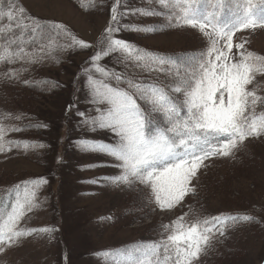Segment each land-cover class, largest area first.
I'll return each instance as SVG.
<instances>
[{
	"label": "rangeland",
	"instance_id": "1",
	"mask_svg": "<svg viewBox=\"0 0 264 264\" xmlns=\"http://www.w3.org/2000/svg\"><path fill=\"white\" fill-rule=\"evenodd\" d=\"M69 1L0 0V10L4 12L13 10L19 15V7L25 10L19 22L0 18V30L5 29V35L1 33L0 57L8 64H16L11 70L22 74L21 82L35 80L41 73L64 84L54 97L22 93L13 103L5 98L12 97L20 85L13 87L9 81L2 88L0 85V121L16 117L25 106L47 125L41 135L45 147L25 149L6 144L5 150L0 151V203L7 202L12 207L17 184L38 177L47 179L36 194L37 206L26 210L16 226L17 231L26 234L0 244L4 249L0 251V264H172L175 252L168 237L181 218L185 227L198 223L201 234L207 236L190 264H261L264 132L247 135L243 140L237 138L227 156L217 152L202 159L183 199L172 207H161L150 183L131 175L120 179L125 172L114 157L83 151L78 146L82 139L109 144L116 140L110 131H91L78 115L81 112L96 115L85 69L95 78H102L90 61L105 47L106 29L114 23L112 7H118L117 26L121 29L113 33L114 38L133 41L137 48H150L152 53L200 50V54H206L211 41L205 32L211 31V27L202 31L184 23V7L193 5L195 0H172L168 6L161 5L160 0H148L144 6L148 4L152 14L136 11L140 3L131 0H119L118 5L116 0H90L89 8L93 10L88 12ZM231 1L237 8V1ZM254 1L259 0H251ZM9 2L13 9L8 8ZM32 15L64 22L78 40L90 47L81 48L69 38L63 42L65 50L53 48V42L45 44L49 40L40 29L35 30L28 45H13L12 28L30 24ZM166 25L172 29L164 31ZM232 42L233 59L241 51L252 53L259 66V58L264 57V27L259 26V13L257 27L236 30ZM241 43L244 48H237ZM218 46L224 47L223 39H219ZM12 53L23 58L6 59ZM166 61L155 63L156 80L183 102V94L175 93L174 88L182 87L198 69L192 65L181 77ZM98 63L106 71L123 76L135 74L141 62L111 53L102 56ZM145 72L141 69L137 73ZM3 74L0 69V75ZM103 79L128 89L122 79L119 82ZM247 89L258 97L256 116L264 115V71L254 72ZM144 106L149 107L145 103ZM153 116L167 124L162 114ZM245 216L252 219L245 220ZM217 217L218 223L204 225L205 220ZM5 219L6 215L0 217V225ZM145 251L149 254L143 255Z\"/></svg>",
	"mask_w": 264,
	"mask_h": 264
},
{
	"label": "snow or ice",
	"instance_id": "2",
	"mask_svg": "<svg viewBox=\"0 0 264 264\" xmlns=\"http://www.w3.org/2000/svg\"><path fill=\"white\" fill-rule=\"evenodd\" d=\"M116 2L118 5L119 0ZM170 3L171 0H160L161 5L168 6ZM8 8L13 9L11 2L8 3ZM210 8L213 10H209ZM221 8L222 0H215L214 3L213 0H197V3L184 7L185 24L193 28L198 27L202 31L211 27V31L205 32L211 41V47L206 54L202 52L199 56L189 58L188 62L193 63L198 71L184 81L182 87L174 88L175 93L183 94V107L177 104L176 97L170 95V90L164 87H142L129 81L128 89H125L113 86L103 79L111 78L117 82L121 80L119 74L106 71L98 63L102 56L107 57L111 53L140 61L146 67L153 63H165L163 57L150 55L129 41L113 37V33L121 30L117 26V6L111 9L114 23L106 29L105 47L101 52L95 53L90 61L102 78H95L85 69L90 99L96 115H86L83 112L78 115L84 118L82 124L88 125L91 131H110L116 140L109 144L82 139L78 146L83 151L105 153L114 157L119 162L118 166L125 172L120 179L131 175L150 183L155 191V199L161 207H172L183 199L189 180L202 159L217 152L227 156L228 150L235 146L237 138L243 140L247 135L264 132V115L257 117L255 113L258 97L247 89L252 83L254 72L264 71V57L259 58L257 66V60L252 53L245 54L241 51L235 59L230 55L234 47L232 36L236 30L256 28L258 13L259 26L264 27V0H259V5L247 0L241 10L233 12L226 22L220 18ZM18 11L19 15L14 14L13 10H0V18L6 17L9 21L19 22L25 10L19 7ZM33 24V30L40 29L41 32L47 27L37 24L35 19ZM58 27L60 26L52 25L53 29ZM219 39L224 40L223 48L218 46ZM73 42L81 48L90 47L83 40L74 39ZM236 47L243 49L244 45L241 43ZM14 58L23 57L18 53L6 57ZM138 101H144L149 107H142ZM154 113L162 114L167 126L157 127L149 133L148 125L150 119H154ZM21 130L19 127L0 126V151L5 150L6 144L23 146L25 149L45 147L40 142L5 141L6 132ZM46 183L45 177H38L14 186L15 202L11 211L4 214L6 219L0 225V244H7L14 237L26 234L24 231H17L16 226L26 210L31 211L37 206L34 203L36 194L41 185ZM182 219L175 223L174 233L168 237L175 252L172 264H190L191 258L199 252L201 241L207 240V236L201 234L198 223L185 227ZM243 219L252 218L245 216ZM218 222L219 217L205 220L203 223L207 226ZM3 250V247H0V251ZM148 254L147 251L143 253Z\"/></svg>",
	"mask_w": 264,
	"mask_h": 264
},
{
	"label": "trees",
	"instance_id": "3",
	"mask_svg": "<svg viewBox=\"0 0 264 264\" xmlns=\"http://www.w3.org/2000/svg\"><path fill=\"white\" fill-rule=\"evenodd\" d=\"M69 1V0H68ZM72 3H74L78 8L83 10L84 12L91 11L93 9H90L91 1L90 0H70ZM131 1H137L140 3V6L136 7V11L140 10L142 14L145 12H152L151 7L147 4V6H144L148 0H131ZM238 1V0H235ZM196 2V0L194 1ZM215 0H213V3ZM227 4H225V10L229 9L230 4L232 3L231 0H227ZM172 3V0H171ZM170 3V5H171ZM94 5V2L92 3ZM224 5H222V8ZM35 22L41 26H47L45 28V39H48L45 44H49V42H58V41H65L70 38L72 35V32L66 31L64 27H67L65 25H61L56 21L49 20V19H41L37 17L35 18ZM226 22V21H224ZM56 24L60 27L53 29L52 25ZM35 25L33 23H30L25 26H16L13 27L11 30V37L14 40L13 45H21L22 43H26L27 45L33 40L32 34H35ZM166 30L169 31L172 29L170 25H166ZM1 33L5 35V29L3 28L1 30ZM0 33V34H1ZM44 34V35H45ZM3 35L1 34L0 41L2 40ZM134 45V42H131ZM140 50H146L148 54L155 55L159 57H163L166 59L168 67L172 71H178L183 77V74L186 72V70L194 65L193 63H189L188 60L190 57H196L200 55V50H189V51H179V52H168V51H157V53H152V49L150 48H143L141 49V46L138 48ZM16 64H8L3 56L0 57V69L4 72L3 75H0V85L2 83L1 88L4 85V82L9 81L11 85L14 87V85H20V88H16V93L12 95L10 98H5L6 101L13 103L17 100V98L24 93L26 96L27 94L31 97L37 96H48V97H54L57 90H59L60 87H63L64 84L52 77L42 76L41 73H38L39 78L32 80L30 82H21L19 80L22 77L21 73H17L14 70H11V67H14ZM141 69H145L146 72L143 74L137 73ZM158 77V74L155 70V63L151 64L150 66L146 67L141 62L140 65L136 69V73L133 75H123L121 76V79L125 81L128 85L129 81H132L133 83H138L142 87H149V86H156V87H162L159 85V82L156 80ZM32 79V78H31ZM155 79V80H153ZM152 80V81H151ZM183 86V84H182ZM20 89V90H19ZM3 97V96H2ZM176 102L178 105L183 107V102L177 97ZM70 98H72L70 96ZM141 103L142 107L144 106V101H138ZM155 124L158 125V127H166L167 124L163 123L162 121L155 118ZM5 128L10 127H19L22 130L21 131H9L6 132V134L10 133L9 140L12 141H30V142H40L45 145L44 137H42V129L44 128L43 121L41 118L35 115L34 112L25 109V106L21 108V113H19L16 117H10L4 122ZM149 133L153 132V130H148ZM1 207V206H0ZM7 211V209L5 210Z\"/></svg>",
	"mask_w": 264,
	"mask_h": 264
}]
</instances>
